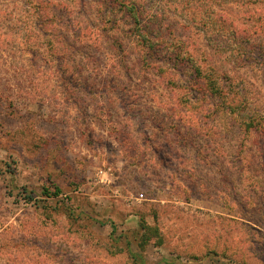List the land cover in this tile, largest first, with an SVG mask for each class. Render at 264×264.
<instances>
[{
    "label": "rangeland",
    "instance_id": "obj_1",
    "mask_svg": "<svg viewBox=\"0 0 264 264\" xmlns=\"http://www.w3.org/2000/svg\"><path fill=\"white\" fill-rule=\"evenodd\" d=\"M260 52L264 0H0V264H264Z\"/></svg>",
    "mask_w": 264,
    "mask_h": 264
},
{
    "label": "trees",
    "instance_id": "obj_2",
    "mask_svg": "<svg viewBox=\"0 0 264 264\" xmlns=\"http://www.w3.org/2000/svg\"><path fill=\"white\" fill-rule=\"evenodd\" d=\"M124 8H125L126 12L128 13V16H130V18L133 19V26H132L130 32L133 33L134 35H136L140 40H142L149 47V50L147 51L148 54L149 55H151V54L155 55L156 53H162V45H164L165 43L163 40H160V39L154 37L152 34L153 33L152 31H149V32L145 31V27L142 24L141 10L137 9L136 6L134 7V5L133 6L126 5V6H124ZM253 14H255V12H253ZM146 45H145V48L147 47ZM172 53H174V51ZM170 55H172L170 57V59L172 57H174L173 56L174 54H170ZM258 56L260 58H264V54L262 55V52H260ZM174 58L179 59L178 57H174ZM187 62L190 65H193L191 67H193L194 73L196 74V76L198 78L206 77V78H208V80H210V85L209 84H208V86L205 85L207 90H209L212 95H214V96L217 95L218 97L221 98V96H220L221 89L218 88V83H217L216 79L213 78L214 73H215V68L213 66H207L204 68L201 65H198V64L196 65V63L192 59V57H187ZM205 87L203 86L201 88V90L205 89ZM246 109H247L246 105L244 106V104H241L239 106H236V108H232L231 111L234 113H237V115L241 118H245V117L246 118H252L251 115H248L245 112ZM252 121L250 124H248L250 127L253 126ZM55 189L56 190L54 192H51L48 188H46V189H44L43 193L48 198L52 197V196L60 195L61 189L58 186H56ZM141 229L143 230L142 241L144 243H146L147 241H149L152 238V234H153L152 230H154V229L145 222H141Z\"/></svg>",
    "mask_w": 264,
    "mask_h": 264
}]
</instances>
